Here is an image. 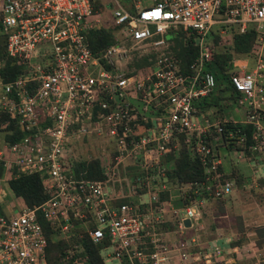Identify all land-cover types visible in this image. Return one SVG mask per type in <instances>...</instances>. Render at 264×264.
<instances>
[{"label":"built area","instance_id":"obj_1","mask_svg":"<svg viewBox=\"0 0 264 264\" xmlns=\"http://www.w3.org/2000/svg\"><path fill=\"white\" fill-rule=\"evenodd\" d=\"M103 24L111 27L112 42L94 55L88 34ZM178 27L197 46L186 72L165 38ZM232 30L255 33L247 55L252 66L230 61L228 82L245 114L228 121L241 131L249 128L251 139L248 155L232 151L249 164L254 181L264 180V0H0L3 52L21 66L10 78L0 74V113L22 133L3 143L0 164L9 178L12 169L37 174L46 194L37 205L21 203L0 215V264H48L38 215L67 243L62 264L87 263L82 239L98 247L103 264H230L225 256L233 250L225 254L215 241L198 245L188 232L198 224L196 200L182 207L178 219H162L167 200L143 183L138 188L146 190L141 195L151 204L148 210L140 208L144 200L115 204L124 195L113 175L122 159L147 175L182 143L207 175L181 190L216 199L232 191L234 180L222 178L218 151L210 144L214 139L225 149L220 121H209L196 105L216 88L205 69L212 57L209 39ZM151 51L149 66H128ZM90 159L98 160L103 178L74 175L73 162ZM126 185L135 191L134 184Z\"/></svg>","mask_w":264,"mask_h":264},{"label":"trees","instance_id":"obj_2","mask_svg":"<svg viewBox=\"0 0 264 264\" xmlns=\"http://www.w3.org/2000/svg\"><path fill=\"white\" fill-rule=\"evenodd\" d=\"M112 29L108 24H103L100 28L89 32L88 34V43L91 51L94 55H98L107 45L112 42ZM166 40L169 42V52L175 57L178 61V64L183 72L187 71L188 65L197 55V46L193 40L192 34L188 33L181 28H176L169 31L165 35ZM255 33L252 30H246L243 33L228 32L224 35L215 34L210 41L212 48L215 46L221 47L219 50L212 51L211 60L205 64V69L210 71L216 82L215 95L213 94L211 98L203 97L196 102L197 108L199 111L208 108L209 106H219V100L221 99V93L227 95V99H235V91L232 89L231 85L228 82V74L231 69V59L233 56H247L250 52L251 45L254 41ZM4 39L1 35L0 37V58L4 60V65L0 69V74L5 78H10L16 73L21 72V66L15 62L11 57L5 56L4 54ZM155 53L153 51L146 53L140 57H133L129 67L135 69H141L149 66L151 63L148 58H153ZM223 120V119H222ZM220 121L221 131L218 134V139L221 142H224L225 149H241L246 155L249 154L247 145L251 142L249 135V128H244L241 131L240 127L236 124H232L230 121L226 120L225 122ZM4 124V126H2ZM228 132H231V136L228 135ZM0 133L2 134L3 142L13 143L17 141L22 133L17 128L16 122L14 119H9L6 114L0 113ZM241 141H238L239 139ZM238 141V142H237ZM165 164V173L167 179L172 183H177L183 185L184 183H194L200 182L205 179L207 173L199 159L192 154L182 143L178 144L177 149L174 151L168 152L164 155L163 162ZM218 171H221L220 165L216 167ZM73 172L76 177L84 178H103V174L100 171L97 159L79 160L73 162ZM2 174V167L0 165V175ZM233 176L237 185L243 182V177L237 176L235 171L230 173H223L222 178H228ZM264 183V181H260ZM8 188L10 192L20 197L23 202L32 207L41 203L46 198V194L43 192L40 179L37 174H15V170L12 169L10 178L7 181ZM260 186V185H259ZM183 199L181 200L182 207L190 204L195 195L192 190H186L183 192ZM204 198L211 200H219L212 198L210 196L203 195ZM260 196H264V193L261 191ZM160 199H164L165 195L162 193L159 194ZM126 202V199L119 198L114 201L115 204ZM4 214L3 208L0 205V215ZM175 219H178V217ZM175 219H172L173 221ZM38 220L42 226V229L46 237V248H45V258L48 264H62L61 257L63 255L64 249H66L67 243L63 239L57 238L54 231H52L45 220L38 215ZM171 227L170 222L166 223ZM165 224V225H166ZM240 233L239 231H237ZM263 235V234H262ZM243 235L240 233L237 238L231 243H240ZM72 240L69 239L68 242ZM82 246L87 254V263L86 264H103L102 259L98 253V247L91 244L87 239H82ZM256 242V248L263 243ZM234 243V244H235Z\"/></svg>","mask_w":264,"mask_h":264},{"label":"rangeland","instance_id":"obj_3","mask_svg":"<svg viewBox=\"0 0 264 264\" xmlns=\"http://www.w3.org/2000/svg\"><path fill=\"white\" fill-rule=\"evenodd\" d=\"M104 18L109 19V12H104ZM1 37V33H0ZM221 47L212 48V51L216 49L219 50ZM234 59H244L246 60L247 67H251L253 62L247 58V56H233ZM224 93V92H223ZM221 93V99L219 100V106H209L208 108L203 109L204 115L211 122H216L219 120H229V119H241L244 117L245 110L238 106L234 100L227 99V95ZM215 95V89L207 96V98H211L212 95ZM2 134L0 133V148L3 145ZM210 144L212 147L216 148V152L218 151V156L221 161L222 168L225 171H230L233 168H237L238 172L243 176V182L241 184L235 185L232 188L230 194L226 195L224 199H226L229 203H227V211L226 216L223 219H211L215 214L216 201L208 198H204L200 192L195 195V198L192 200H196L198 203L197 208L200 211H204L203 219H199L198 225L189 231L192 238L198 243V245L206 246L205 242L208 241L210 237H215L218 235H227L230 239L236 238L240 233L243 235L240 243L242 249L240 253V258L238 259L236 264H264V242L261 243L258 248L255 247L256 242H261L264 240V196H260L259 193L264 189V183L257 181L255 182L252 179L250 167L246 164V162H237L235 155L230 151H225L223 148H220L218 142L214 139L210 140ZM91 146V145H88ZM99 148V147H98ZM84 147L81 146L80 151H83ZM92 150H95L92 148ZM76 151V149H75ZM164 157L160 159L157 163V166H153L149 173L144 174V169H139V166H134L130 160H120L119 163L115 166V171L113 175L114 187L116 191H118L119 195H124V199L132 201L133 203H138L141 201H146V190H140L138 187L143 185H147V188L158 190L161 194L165 195L163 200L167 199V203L164 204L162 214V219H175L180 214L182 209V203L180 199H183V190L179 187H182L181 184L172 183L167 179L165 173V164L162 163ZM135 162V161H134ZM138 163V162H135ZM235 166V167H234ZM5 170V169H4ZM4 176V178L0 181V199H4V205L8 200L11 201L13 205L16 206V202L12 200L10 197V189L8 188L7 181L9 179V175ZM232 178V177H231ZM147 181V183H145ZM127 184L135 185V191H131V189L127 188ZM260 185V186H259ZM164 186V190H161V187ZM201 191V190H199ZM264 193V192H263ZM130 194V196L128 195ZM125 195H128L127 197ZM205 195V193L203 194ZM233 197V198H232ZM162 200V199H161ZM20 201V200H19ZM208 202H212V208H209ZM201 203V204H200ZM210 205V206H211ZM151 204L146 201V204H143L141 207H146L148 210ZM170 208L174 209V211L170 210ZM8 213L11 209L7 207ZM153 209V205H152ZM152 212H154L152 210ZM220 221V223L218 221ZM218 224L222 228V232L212 233L215 225ZM199 227L201 230H196ZM239 231L240 233H238ZM263 234V235H262ZM211 239V238H210ZM207 240V241H206ZM233 241H230V246ZM235 243V242H234ZM222 249H225L228 244L224 241H219L217 243ZM194 246L197 248L199 246ZM209 245V244H208ZM227 259H230V264L232 263V259H235L234 254H230ZM105 264H115L113 260H104ZM221 264V263H218Z\"/></svg>","mask_w":264,"mask_h":264},{"label":"crops","instance_id":"obj_4","mask_svg":"<svg viewBox=\"0 0 264 264\" xmlns=\"http://www.w3.org/2000/svg\"><path fill=\"white\" fill-rule=\"evenodd\" d=\"M232 59H234V58H232ZM231 59V60H232ZM232 119V118H231ZM234 120H236V119H234ZM90 148H91V150H92V148L93 149H95L93 146H90ZM225 151H230V152H232L233 153V151H232V149H224ZM92 151H95V150H92ZM234 154V153H233ZM235 155V154H234ZM236 158V157H235ZM236 161L237 162H244L243 160H241V159H238V158H236ZM247 164V163H246ZM1 165V164H0ZM248 166H249V164H247ZM1 167H2V165H1ZM220 167H221V170H222V172L223 173H230L231 171H235V174L237 175V176H241V177H245V175H241V173L240 172H238L237 170V168H233L232 170H230L229 172L228 171H225L223 168H222V165H221V163H220ZM235 167V166H234ZM250 167V166H249ZM250 172H251V175H250V177L252 176V171H251V169H250ZM7 174V172H6V170H4V168L2 167V174L0 175L1 177H4V176H7L6 175ZM232 177V179L234 180V183H236L235 182V179H234V177L233 176H230V177H228V178H231ZM257 181H264V180H256L255 182H257ZM235 185V184H234ZM263 192H264V189H263ZM231 193V192H230ZM229 193V194H230ZM10 197H12V200L13 201H15L16 202V205H19V204H21V203H24L23 202V200L20 198V197H18V196H15V195H13L11 192H10V195H9ZM224 198H225V196H224ZM224 198H221V199H219V200H216V207H215V213H217V214H215L214 216H212V218L211 219H223V217H225L226 216V211H227V203H229L226 199H224ZM233 198V197H232ZM20 200V201H19ZM167 200V199H166ZM4 201H5V198L2 200V199H0V205L2 206V208H3V212H4V214H6V211L5 210H7L8 211V209H7V207H9L11 210L8 212V213H11V211H12V209H15V205H13L12 203H11V201L10 200H8L7 202H6V205H4ZM208 203H210L209 204V208H212L213 206L211 205L212 204V202H208ZM201 204V203H200ZM211 205V206H210ZM227 205V206H226ZM170 209H172V208H170ZM174 210V209H173ZM203 213H204V211H200V208H199V210H198V217H197V219H198V223H199V219H203L202 217H204L203 216ZM170 220V219H169ZM172 220V219H171ZM218 221V220H217ZM219 223H220V221H218ZM198 225V224H197ZM196 230H201V229H199V227H197L196 228ZM190 231V230H189ZM188 231V232H189ZM213 232L212 233H218V232H222V228L220 227V225H218V224H216L215 225V227L213 228V230H212ZM211 238V239H210ZM209 239H208V241L207 242H205L206 244H208L210 241H215V242H219V241H224L225 243H227L228 244V246L225 248V249H223L224 250V253L225 254H227V253H229V252H231L232 250H233V252H232V254H234V256H235V259L234 260H236V261H238V259L240 258V251H241V249H242V246L243 245H241V244H231V246H230V241L232 240V241H234L236 238H234V239H230V237H228L227 235L225 236V235H218V236H215V237H210ZM244 247V246H243ZM228 250H231V251H228Z\"/></svg>","mask_w":264,"mask_h":264},{"label":"water","instance_id":"obj_5","mask_svg":"<svg viewBox=\"0 0 264 264\" xmlns=\"http://www.w3.org/2000/svg\"><path fill=\"white\" fill-rule=\"evenodd\" d=\"M183 224H184L185 226H188V225H189V221H188L187 218H185V219L183 220Z\"/></svg>","mask_w":264,"mask_h":264}]
</instances>
